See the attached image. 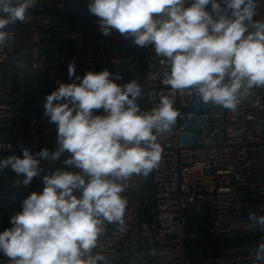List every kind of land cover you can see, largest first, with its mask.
Segmentation results:
<instances>
[{
  "label": "built area",
  "instance_id": "obj_1",
  "mask_svg": "<svg viewBox=\"0 0 264 264\" xmlns=\"http://www.w3.org/2000/svg\"><path fill=\"white\" fill-rule=\"evenodd\" d=\"M89 0H37L31 20L6 29L0 47V159L22 149L33 153L57 147V126L44 115V99L60 82L71 83L88 71L107 69L136 80L142 112L159 105L162 95L179 111L169 133L158 134L161 162L148 177L133 175L125 191L124 221H104L91 255L97 264H252L264 231L250 227L249 214L264 215V87H253L235 111L205 104L196 87L173 91L163 80L167 59L154 45L137 46L113 29L103 35ZM191 0H188L190 5ZM186 5V6H188ZM254 21L264 22V0H255ZM210 10V5L207 6ZM250 30H252L250 28ZM75 62V76L68 65ZM96 114H104L99 110ZM60 160H42L41 176L57 168L79 171ZM9 168L0 170V232L22 201L40 193L34 177L27 187ZM9 258L0 253V264Z\"/></svg>",
  "mask_w": 264,
  "mask_h": 264
},
{
  "label": "clouds",
  "instance_id": "obj_2",
  "mask_svg": "<svg viewBox=\"0 0 264 264\" xmlns=\"http://www.w3.org/2000/svg\"><path fill=\"white\" fill-rule=\"evenodd\" d=\"M37 0H0V47L9 26L28 23ZM89 0L103 35L117 30L140 47L154 45L167 59L163 83L173 91L196 87L201 100L235 111L253 87H264V22L254 21L255 0ZM210 5V10L207 6ZM250 28L252 30H250ZM75 76V62L68 65ZM107 69L88 71L71 83L60 82L46 95L44 115L57 126V147L33 153L22 149L0 159L11 169L14 186L27 187L40 177L43 190L22 201L0 232V253L8 264H97L92 256L104 221H124L127 199L121 194L133 175L148 177L164 149L158 134L169 133L179 111L162 95L159 105L142 112L136 80L121 86ZM104 114H96L99 110ZM10 150L11 145H0ZM79 171L57 168L41 176L42 160L58 161ZM250 227L264 231V215L249 214ZM252 264H264V236Z\"/></svg>",
  "mask_w": 264,
  "mask_h": 264
}]
</instances>
